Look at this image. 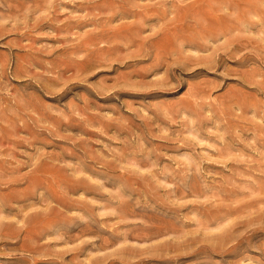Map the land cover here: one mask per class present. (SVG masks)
Instances as JSON below:
<instances>
[{
    "label": "rangeland",
    "instance_id": "rangeland-1",
    "mask_svg": "<svg viewBox=\"0 0 264 264\" xmlns=\"http://www.w3.org/2000/svg\"><path fill=\"white\" fill-rule=\"evenodd\" d=\"M0 264H264V0H0Z\"/></svg>",
    "mask_w": 264,
    "mask_h": 264
},
{
    "label": "bare ground",
    "instance_id": "bare-ground-1",
    "mask_svg": "<svg viewBox=\"0 0 264 264\" xmlns=\"http://www.w3.org/2000/svg\"><path fill=\"white\" fill-rule=\"evenodd\" d=\"M220 61V60H219Z\"/></svg>",
    "mask_w": 264,
    "mask_h": 264
}]
</instances>
